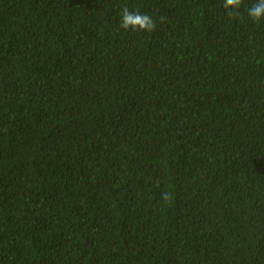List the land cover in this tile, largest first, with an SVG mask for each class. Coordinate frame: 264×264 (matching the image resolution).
Masks as SVG:
<instances>
[{"label": "trees", "instance_id": "trees-1", "mask_svg": "<svg viewBox=\"0 0 264 264\" xmlns=\"http://www.w3.org/2000/svg\"><path fill=\"white\" fill-rule=\"evenodd\" d=\"M255 3L0 0V264H264Z\"/></svg>", "mask_w": 264, "mask_h": 264}, {"label": "clouds", "instance_id": "clouds-1", "mask_svg": "<svg viewBox=\"0 0 264 264\" xmlns=\"http://www.w3.org/2000/svg\"><path fill=\"white\" fill-rule=\"evenodd\" d=\"M243 4V0H224L223 7L227 11L229 17H239V9ZM248 16L253 22H260L264 19V0H256V3L248 9ZM119 27L124 31H141L152 32L156 28V22L148 15L139 11H131L128 7H123L120 13ZM169 196L165 195L167 202Z\"/></svg>", "mask_w": 264, "mask_h": 264}]
</instances>
